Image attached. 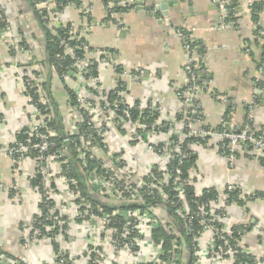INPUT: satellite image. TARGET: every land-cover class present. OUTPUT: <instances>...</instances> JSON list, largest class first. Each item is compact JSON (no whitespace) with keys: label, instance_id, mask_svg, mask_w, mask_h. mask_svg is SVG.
<instances>
[{"label":"crops","instance_id":"1","mask_svg":"<svg viewBox=\"0 0 264 264\" xmlns=\"http://www.w3.org/2000/svg\"><path fill=\"white\" fill-rule=\"evenodd\" d=\"M78 1V8L70 3L53 13L48 25L50 31L56 24H70L75 33L83 26L90 27L83 36L87 50L82 54L98 59L94 70L99 89L109 100L122 96L131 105L158 106L170 123L163 137L181 131V122L196 111L200 116L193 122L195 129L206 126L205 130L213 132L227 122L232 131H237L247 120L254 130L264 125V86L261 85L264 82V0H169L166 15L160 11L153 14L152 2L159 0ZM220 1L225 8L228 2L233 5L236 20L225 21L227 9L223 16ZM259 2L263 5L256 12L257 20L253 21L250 8ZM115 6L126 9L116 11ZM0 10L10 19L9 28L13 27L9 37L16 31L30 43L28 51L13 54L0 32V255L10 261L47 264L53 253L48 242L39 240L25 245L28 220L38 211L37 192L27 187L33 175V158L28 154L16 166L5 149L24 121L22 86L9 67L16 64L22 72L27 71L30 66H24L26 56L45 74V79H49L48 96L55 124L59 119L67 121L64 116L69 98L63 83L52 70L50 73L44 61L43 32L28 1L0 0ZM184 34L188 36L197 65L194 83L197 98L190 104L183 98V91L192 84L185 71L188 54ZM65 124L57 123L61 127ZM123 136L113 130L106 138L115 148L133 146V153H140L141 164L148 160ZM191 137L195 138L188 143L195 154H192L194 164L188 170L192 184L198 190L214 188L220 197L228 184L238 189L244 205L227 203L224 199L217 201L216 209L222 207L225 215L222 225L230 226L231 231L233 225H242L240 249L251 254L256 264H264V199L247 198L257 191L264 192V166L243 144L234 149L229 161L217 149L214 138ZM7 185L16 187L10 191L2 188ZM209 236L210 233H205L201 238L202 248Z\"/></svg>","mask_w":264,"mask_h":264},{"label":"built area","instance_id":"2","mask_svg":"<svg viewBox=\"0 0 264 264\" xmlns=\"http://www.w3.org/2000/svg\"><path fill=\"white\" fill-rule=\"evenodd\" d=\"M218 3L219 10L224 16L225 4L222 1ZM49 4L50 0H43L36 3L35 6L36 8L49 7ZM59 26L56 24L54 27ZM0 27L1 35L6 37L7 46L14 48L7 38L10 35V29L1 10ZM89 28L83 26L79 33H75V29L69 26L68 40H60L59 46L63 53L60 57L58 56L56 61L62 63L66 57H69L70 61L63 67L59 64L50 67L49 70L50 73L51 70L53 71L72 95V97H68L69 100L65 105L67 121L65 127H62V133L63 141L67 143L75 142V139H70L69 136L79 137L74 149L75 157L66 147L67 144L57 148L53 140V137L62 134L59 133L57 125V123H61L59 119L55 124L56 127L49 126L50 122H54V114L47 92L42 85L46 78L45 74L36 70L33 66L35 64L31 69L23 72L17 67L11 69L22 86L24 99L22 110L26 114L23 115L24 121L18 126L16 134L24 131L28 134L29 140L24 143L17 141L14 137L5 149L16 166L23 162L28 153L32 154L31 152L35 151L36 154L32 157L35 168L33 176H39L36 178V184L31 183L30 186L38 195V211L28 220L26 226L28 232L24 236L26 238L25 245L36 242L37 237L42 234L40 240L48 242L51 248L53 243H56L60 248L58 254L52 253L53 257L56 256L58 259L60 256L64 255L65 258L67 255L70 264H119L114 260L111 261L112 255L105 252L109 249H112L113 252L126 250L130 253V258L124 260L123 264H177L182 261L179 251L183 248V244H178L176 239L173 252L165 258H161L159 256L162 251L161 243H156L149 238V233L153 229L167 223L168 216L167 214L166 217L164 216L166 211L162 207L147 206L143 209H127L118 215L123 223L115 219L116 214L113 212L109 215L99 211L96 213L88 207L86 198L77 190L76 186L73 187L76 182L71 179V163L67 159L71 155L75 160L73 161L74 165L80 166L81 170L86 168V171L79 174L83 176L85 188L92 197L112 202H136L139 204L145 198L157 197L162 201L172 199L176 206L175 213L178 218H181L178 225L180 224L186 232H192L195 216L200 228V237L197 240H201L205 233H210L204 249L200 243L197 244L195 254L199 257L196 264L199 261L200 263L206 262V264H235L234 255L235 247H239L238 240L236 243H230L229 237L232 235L230 226L222 225V219L225 218L222 207L216 209L217 201L226 200L228 191L234 190L235 186L228 184L225 187V194L221 197L217 194L215 199L200 203L196 209L190 207L184 195L185 185L192 187L194 196L201 194L202 190L195 189L187 175L190 168L186 172L187 177L181 176L183 173L181 166H183L186 156L183 140L187 136L184 134L183 128L187 130L189 136H198L201 140H206V136L214 138L217 149L229 161L233 158L234 149L242 144H250L251 148L247 149V152L253 157L264 154L263 134L255 135L249 120L237 131L223 129L214 133V131L211 132L204 128L195 129L193 122L200 116V113L196 111L193 116L181 122V131L171 132L168 138L163 137L168 131L169 125L166 122L169 121L158 106L155 104L131 105L122 96L109 100L99 89L96 74H91V72H95L94 67L98 59L96 57L92 59L83 54L77 55L75 52L76 48L82 51L87 50V43L83 36ZM187 37L186 34L183 35L184 48L188 54L185 71L192 84H189L183 91V98L186 103L190 104L197 98L194 91L197 65ZM70 38L81 39V41L77 45H72L69 42ZM25 49L27 47L16 48L17 51ZM101 60L104 61V58ZM15 66L17 65L12 67ZM133 110H138V118H133ZM144 110L149 111V116L151 113L156 114L152 122L148 121V115L143 112ZM113 130L119 133L124 130L128 134L129 142L130 140L138 141L142 154L147 156L148 160L139 165L135 161L136 158L133 157L132 149L128 155L126 154L127 149L121 151L115 148L106 138ZM33 137L34 141L31 142ZM133 143L138 144L137 142ZM127 147L131 148V145ZM173 160L176 162V166L172 171L167 166L172 164ZM228 164L230 163L228 162ZM153 172H157L158 175L155 176ZM133 176L137 177L132 180ZM168 186L174 193L172 197H169L167 192ZM15 187V185L2 186L3 189L9 191ZM47 222H52V225H48ZM216 223H220L221 227H216ZM120 224L122 226H119ZM38 225H42L47 231L51 230L48 233L49 237L39 231ZM81 225L88 230V233H80ZM173 225L175 228L174 223ZM55 227L58 228L57 232H55ZM73 230L77 232L75 233ZM215 236H218V240L222 243L216 245ZM195 241L193 237V242ZM83 244L86 247H83ZM206 249L209 251L205 253L206 257H203L204 255L201 254L204 252L200 254V251L206 252ZM75 251L78 253L75 254ZM124 254L122 253V255ZM90 255L91 259L88 257ZM254 260V264H256V259ZM0 264L28 263L19 260L10 261L4 255H0ZM237 264L247 263L238 262Z\"/></svg>","mask_w":264,"mask_h":264},{"label":"trees","instance_id":"3","mask_svg":"<svg viewBox=\"0 0 264 264\" xmlns=\"http://www.w3.org/2000/svg\"><path fill=\"white\" fill-rule=\"evenodd\" d=\"M29 5L31 6V8L33 9V11L36 14L37 20L39 22L40 28L43 32V38H44V43H45V62L48 64L49 68L50 67H54L56 65H61V67L67 65V63L70 61L69 57H66V59L64 61H62V63L59 61H56V59L58 58V56L60 57L62 55V48L59 46V42L61 39H67L69 37L68 34V28L70 26V24H66L65 26H60L56 29V34H53L50 29H49V20L51 17L52 12L61 10L65 5L67 4H74L77 8L80 7V2L78 0H70V2H65L64 0H54V6H51L50 9H52V11H46V10H42L39 11L37 10V8H35V5L37 2H40L41 0H27ZM229 3V2H228ZM226 6L227 9V14L225 15V21L229 22V21H234L236 20L235 16H234V9H233V5L228 4ZM262 3H255L252 4L251 8L253 11L252 14V19L253 21L257 20V11H260L262 8ZM126 9L124 6H115L113 7V10H121V9ZM81 41V39H76V38H70L69 42L72 45H77L79 42ZM75 52L77 55H82V50L76 48ZM92 75L96 74L94 71L91 72ZM47 78V77H46ZM48 80V81H47ZM45 79V81L43 82V88L45 89V91L47 92V96H48V90H49V79ZM262 81H264V79H262ZM261 85L264 86V82H261ZM64 89L67 91L68 93V97H72L71 93L69 92V90L66 88V86H64ZM49 98V96H48ZM72 99V98H71ZM144 113H147L146 115H148L149 111L148 110H144ZM133 114V118H138L137 114H138V110H133L132 111ZM154 114V113H153ZM151 113V116H147L148 121L152 122L153 119L155 118L156 114L153 115ZM143 114V116H146ZM178 118H180L179 115H177ZM60 121V120H59ZM167 125H170L169 122H166ZM169 123V124H168ZM49 126H55V122H50ZM59 129L58 131H60L59 133H62V127L58 126ZM204 128H207L206 126ZM253 129V128H252ZM186 130L183 128V131ZM221 131L223 130L222 124L218 125L214 131ZM44 131V130H42ZM254 134H263L264 136V125L261 126L259 129L254 130ZM186 133V131H185ZM70 139H75V142L72 143H67L63 141V133L62 134H58L57 137H53V140L57 146V148H60L62 145H66V147H68V150H71L72 154L75 157V152L74 149L77 146L79 137L78 136H69ZM16 139L17 141L20 142H24L26 143L29 140V136L27 133H25L24 131H21L19 133L16 134ZM195 138L191 137V136H186V138L183 140V146L186 149V156L184 158V164L183 166H181L182 169V177H187L186 172L189 168H191L194 164L195 158H193L192 156V150L188 147V143L194 141ZM31 142L34 141V137L31 138L30 140ZM244 145V144H243ZM246 149H250L251 146L250 144H245L244 145ZM32 154H29L31 157L35 156L36 152L32 151ZM27 154V155H28ZM73 156H69L67 157V159L69 160V162L71 163V179L75 180V184H73V187L76 186L77 190H79L81 192V194L86 198V202H87V206L92 208L93 211H95L96 213H105L107 215L111 214L112 211L114 209L117 210H133L135 208H146L147 206H155V207H162L163 210L166 211V213L164 214V216L166 217L167 214V223L165 225L159 226L156 229H153L152 232L149 233V238H151L152 240H154V242L156 243H161L162 247V251L159 254V256L161 258H165L166 256H169L172 252L173 249L176 245V243H174V240L176 239L178 244H183V248L180 249L179 254L181 253L182 256V261L178 262L177 264H196L198 262V255L195 254V251L197 249V244L201 242V240H197V238L200 237V228L198 227V223H197V218L194 221V226L192 227V232H186L182 226L179 224L178 222L181 221V218H178L177 214L175 213V203L172 202L171 200L168 201H162L160 198H145L140 204L136 203V202H112L109 200H101V199H97L95 197H92L87 191H86V186L83 180V176H81L79 173H83V171H86V168L84 169H80V166L78 165H74L73 164V160L74 159ZM256 158L261 165L264 166V154L261 155H257ZM77 160V159H76ZM77 162H79L77 160ZM76 163V162H75ZM176 166V162L173 160L172 164H168V168H170L172 171L174 169V167ZM79 169V170H78ZM170 170V171H171ZM153 174L155 176L158 175V173L153 172ZM39 177V176H38ZM37 176H31L29 178V183H32L33 185L36 184V178H38ZM167 192L169 194V197H172V195L174 194L173 192L170 191V186H168L167 188ZM184 191H185V197L188 200V203L190 204V207L192 209H196L198 208L199 204L202 202H207L211 199H215L217 197V191L214 188H204L201 191V194H199L198 196H194L193 195V190L192 187L189 185H185L184 187ZM261 197L264 199V192H260L257 191L255 192V194L247 196L248 199H254V197ZM227 203L229 202H235L238 205H244V200L239 198V193H238V189H234L231 191H228V198H226ZM195 202V203H194ZM118 203V204H117ZM119 205V206H118ZM99 211V212H98ZM175 224V228L174 225ZM48 225H52V222H47ZM216 227L220 228L221 224L220 223H216L215 224ZM119 226H122V224H120ZM37 227V226H36ZM39 229L40 232H43L45 234L46 237H49V231L46 230V228H44L42 225H38L37 227ZM242 225H233L232 226V235L229 237L230 243H236L237 240L240 237L239 231H242ZM58 231V228L55 227V232ZM202 232V231H201ZM40 237H42V234L40 236L37 237L36 242H38L40 240ZM193 237L195 238V242H193ZM215 243L220 244L222 243L219 239L218 236H215ZM41 241V240H40ZM206 242V241H205ZM204 242V243H205ZM203 243V244H204ZM207 244V242L205 243V245ZM59 246L56 243L52 244V251L55 252L54 254H58L59 253ZM204 249V248H202ZM209 251V249H206V252H204V254H200L205 256V253H207ZM235 255H234V259H235V264H237L238 262H244L247 264H254L255 260L254 257L251 254L246 253L245 251L241 250L239 247H235ZM8 256H11L8 253ZM10 258V257H9ZM64 255L58 257V259H56V256L51 257V259L49 261H47V264H70L68 262V258L67 255L65 256L64 260ZM48 258H46L47 260ZM127 263V261H125ZM205 263L206 262H202ZM137 264H142V263H137ZM151 264V263H150ZM200 264V261L199 263Z\"/></svg>","mask_w":264,"mask_h":264},{"label":"rangeland","instance_id":"4","mask_svg":"<svg viewBox=\"0 0 264 264\" xmlns=\"http://www.w3.org/2000/svg\"><path fill=\"white\" fill-rule=\"evenodd\" d=\"M41 1H43V0H41ZM64 1H69V0H64ZM37 3H39V2H37ZM51 6H54V0H50V4H49V7H38L37 8V10H39V11H42V10H46V11H52V9H50L51 8ZM35 8H36V6H35ZM53 13L54 12H52V14H51V17H52V15H53ZM34 14H35V12H34ZM35 16H36V14H35ZM51 17H50V19H51ZM36 19H37V17H36ZM6 20H7V22H8V25H10L11 24V22H10V19L9 18H7L6 17ZM49 25H50V23H49ZM65 26V25H64ZM60 27V26H59ZM58 27H52L51 28V32L53 33V34H56V29H57ZM10 29V34L11 33H13L14 31H13V27H12V30H11V28H9ZM8 39H9V41H11V43L13 44V46H14V48H12V47H9V46H7V48H10V49H12V52H13V54H21V52H23V50H20V51H17L16 50V48H18L19 46H21V47H24V48H26V47H28L29 46V42L27 41V39H25V38H22L21 37V34L20 33H18V32H16L15 31V33L13 34V37H7ZM16 38V39H15ZM6 41V40H5ZM17 45H18V47H17ZM24 51H28V49H25ZM26 55H27V53H26ZM24 66H30L29 67V69H31V63H28V62H30V60H29V58H27L26 56L24 57ZM16 65V64H15ZM13 66V65H12ZM9 67V69L11 70V69H14V68H18L19 69V67L18 66H15V67ZM34 66V68L36 69V70H38L39 71V68L38 67H36L35 65H33ZM28 70V69H27ZM25 71H26V69H25ZM0 74H1V70H0ZM54 105V104H53ZM21 115H26V114H24V113H22ZM64 118H65V120H67L66 119V117L64 116ZM61 124H64V123H66V121H64V120H61V122H60ZM120 134H122V135H124V136H128V134H126L125 133V131L124 130H122V132L120 133ZM124 136H123V138H124ZM130 142L131 143H133V142H137L138 143V141H136V140H130ZM128 144H130V143H128ZM133 144H135V143H133ZM137 147H138V149L137 150H141V147L139 146V143L138 144H135ZM131 148H132V146H131ZM131 148H129V147H126V146H124V147H118V149L119 150H126L127 149V153L126 154H128V155H130V153H131ZM194 156H195V154H194V151L193 152H191ZM134 155H133V157H135L136 159H135V161H136V163H138L139 165H141V162L140 161H138L139 159H140V153H133ZM117 164V163H116ZM135 167H137V166H135ZM138 169V168H137ZM35 173V168L33 169V174ZM33 176V175H32ZM137 176H133L131 179L132 180H134V178H136ZM29 184V185H28ZM28 184H27V187L29 188V189H31L30 188V183L28 182ZM86 191H88L87 190V188H86ZM199 191H201V190H199ZM68 196V195H67ZM99 197H100V195H99ZM118 204V203H117ZM119 206V205H118ZM126 210V209H125ZM125 210H117V209H114L112 212H113V214H116L114 217H115V219L116 220H118L119 222H121V223H123V221H121V217H119L118 215H121ZM29 222V221H28ZM113 229H114V227H113ZM116 231H118V230H116ZM73 232H77V231H74L73 230ZM80 233H88V230L87 229H85V227L84 226H82L81 225V227H80ZM83 247H86V246H84V244H83ZM82 247V248H83ZM76 253L75 254H77L78 252L77 251H75ZM79 252H81V251H79ZM105 252L107 253V254H111L112 256V259H111V261L112 260H114V261H116V262H118L119 264H123L124 263V260H126V259H128V258H130V253H128V252H126V250H122L121 252H120V250H118V251H112V249H109V250H105ZM122 253H125L124 255H122ZM71 256V255H70ZM75 256V255H74ZM88 257H90V259H91V255L90 256H88ZM93 259H95V258H93ZM28 264H35V263H28Z\"/></svg>","mask_w":264,"mask_h":264},{"label":"water","instance_id":"5","mask_svg":"<svg viewBox=\"0 0 264 264\" xmlns=\"http://www.w3.org/2000/svg\"><path fill=\"white\" fill-rule=\"evenodd\" d=\"M139 0H135V3H137ZM169 0H159V2H152L154 6L153 14H156L157 11H160L163 15L167 14V3ZM223 129L226 131H232V128H230L229 124L226 122L223 124Z\"/></svg>","mask_w":264,"mask_h":264}]
</instances>
